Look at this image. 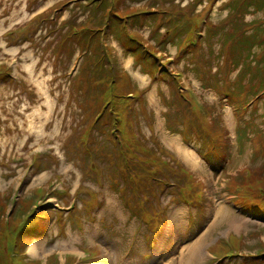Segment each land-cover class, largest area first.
Returning a JSON list of instances; mask_svg holds the SVG:
<instances>
[{
	"label": "rangeland",
	"instance_id": "rangeland-1",
	"mask_svg": "<svg viewBox=\"0 0 264 264\" xmlns=\"http://www.w3.org/2000/svg\"><path fill=\"white\" fill-rule=\"evenodd\" d=\"M85 1L0 0V191L11 192L19 200L50 189V183L56 187L57 180H63L68 190L63 200L55 197L50 202L58 201L60 206L55 207L64 211H58L59 216L48 212L46 230L32 236L26 233L22 242L13 229L0 230V264H75L76 256L70 253L82 248H89L86 254L93 256L76 264H209L211 260L212 264H264V216L236 204L226 191L227 180L238 176L245 178V187L264 183V147L254 152L250 146L254 136L264 138V96L253 102L256 98L247 85L258 47L236 55L227 69L228 54L221 50L223 34H218L217 22L231 7H221L226 0H103L107 8L101 14L79 4ZM256 5L239 10L238 28L263 19L264 0ZM153 8L160 13L146 12ZM41 12L35 28L34 17ZM146 13L150 14L143 17ZM27 24L31 28L22 40L8 43V31ZM97 26L107 33L93 32ZM186 38L188 42L181 46ZM158 61H164L173 75L182 73L180 83L170 87L166 73L156 68ZM10 76H19V83L9 82ZM236 78L241 81L227 84L226 79ZM219 84L227 93L238 92L244 102L233 107L219 94ZM104 86L107 92L115 87L133 97L126 116L120 113L117 96L98 109ZM187 90L194 99L187 97ZM160 93L166 96V108ZM242 105L244 114H237ZM196 108L201 113L190 118L188 111ZM107 116L110 119L103 125ZM171 116L177 119L174 125ZM125 117L138 145L152 146L155 154L170 160L171 167L187 169L202 184L200 205L187 204L182 190L178 195L170 192L176 189L173 178L159 191L158 202L148 201V212L156 203L155 212L167 215L158 235L155 223L161 220L138 217L140 209H125L119 198L120 193L126 197L133 193L140 200L144 196L142 190L134 193L130 184L132 168L125 167L120 174V157L124 162L126 151L106 138V134L124 133ZM188 119L193 125H187ZM203 126L223 130L219 159L209 153L204 138L184 141L188 132L197 133ZM84 127L86 142L80 140ZM34 151L51 154L49 168L34 173L30 167ZM117 181L120 189L115 188ZM19 184L32 189L18 193L13 187ZM84 198L95 199V204L79 224L72 220L80 213L73 217L65 209L74 201L80 209ZM5 203L9 216L15 206ZM40 203L45 206L37 209H45L48 200ZM190 215L192 224H188ZM42 217H34L33 222ZM219 239L227 246L221 248L226 257L212 256L220 250ZM35 243H42L44 249L31 253ZM232 254L237 257H229Z\"/></svg>",
	"mask_w": 264,
	"mask_h": 264
},
{
	"label": "trees",
	"instance_id": "trees-1",
	"mask_svg": "<svg viewBox=\"0 0 264 264\" xmlns=\"http://www.w3.org/2000/svg\"><path fill=\"white\" fill-rule=\"evenodd\" d=\"M98 1L95 4L102 5L101 7L103 9L107 8L106 5L102 4L103 0H90V2ZM231 1V0H230ZM230 1L227 3V6L231 7V11L233 13L230 14L231 11H229V14L226 16L227 19H223L222 22L226 21H231L230 26L225 29L222 33H218L220 35L223 34L225 38H221V50L222 52H225L228 54L227 59H229L231 62L233 61L234 57L236 55H241L243 51L247 49H253L255 46L258 47L257 51H254V55L252 57V60H254V65H251L249 67V70L251 71V75L249 78V81L247 83L249 87V92L251 94H256L259 92L261 88H264V17L263 19L256 23V21H247L246 27L238 28L237 22H236V17L240 13V9H243L244 7H247L250 3H253L255 8L257 7L256 3L257 0H234L233 2L230 3ZM122 2V0H120ZM91 4V3H89ZM249 7V6H248ZM258 8V7H257ZM259 10V9H258ZM262 10L264 11V6L262 7ZM160 13L158 10L154 11ZM130 17V16H129ZM128 17V18H129ZM235 17V19L233 18ZM120 21H124V19H120ZM235 21V22H234ZM236 24V25H235ZM227 25V23H226ZM225 25V26H226ZM224 26V27H225ZM250 30V31H249ZM231 34V35H228ZM248 38L251 40L248 41ZM188 42V38L184 39L183 42L180 44L183 46ZM225 46H228L227 50L224 49ZM181 48V47H180ZM228 63V62H227ZM229 65V64H228ZM164 71L169 78V86H175L178 80L177 77H175L171 72L167 70L165 65H160V67H156ZM228 68V66H227ZM0 68V74L1 72ZM5 75H8L5 74ZM206 80L208 78H205ZM161 80V79H160ZM216 81V79H215ZM241 78H236L233 82H228V85H234L237 82H240ZM213 86L216 88V84L213 82ZM108 89L104 86L103 90L100 92L99 96L102 99V103H107L111 97H120V113L124 116L128 113V108L131 107L133 103V98L130 97H125L122 93L118 92L115 87H112V91L107 92ZM219 92H222V90H219ZM188 98L189 95L186 92ZM162 96L161 100L163 101L166 100L165 94L161 93ZM226 97H228L231 102L235 105L237 104H242L244 102L243 98L239 95L238 92L232 91L231 93L225 94ZM237 113L239 114V111L243 109H236ZM188 111V114H190V118H195L197 115H199L198 112H196V109ZM166 111L163 112V115ZM176 117L171 116L169 118V122L172 123V125L175 124L176 122ZM187 125L191 126L193 125V121L191 119L187 120ZM252 127H254V124H250ZM258 130V129H257ZM223 133V130L216 128V129H210L208 126H203L201 127L200 130L196 133L198 137L204 138L206 141H209L211 138L212 141H217L221 142L222 137L220 134ZM133 143V138H131L130 146H132L134 149H138L136 145H131ZM251 145L254 151H262L264 147V138L262 139V135L254 136L251 141ZM129 146V147H130ZM38 158L34 159L33 164L37 166ZM124 162L122 161L120 157V174L122 169L125 168ZM135 170L141 172L144 170V161L140 160L135 166ZM153 173L154 170L145 167V171L142 172L141 174L144 175L143 177L140 178V180H143L146 185L149 187L150 192L154 190V188L159 185L160 187H163L162 183H158L155 181H152L153 178ZM114 175H118L117 172L113 173ZM257 176L254 174V178ZM245 178L242 176L230 178L227 180V190L230 191L231 193L237 195L236 196V201L242 205L243 207L246 208H256L260 213H264V183L263 186L256 187V186H249L245 187ZM133 193H131L127 198L132 197ZM133 200V198H132ZM4 202L0 196V230H5V229H13L17 235L16 238L19 242H21V239H19V236L21 235L20 233L24 231V225L26 220H28L30 217L36 215L35 209H32V205H26L23 201H19L18 204L15 205L12 213H11V223L7 222V220L4 218V214L6 212V208L3 209ZM75 213H72L74 215ZM262 242L257 243V245H262ZM218 245L220 247V250H218V253L216 255H219L221 253V248L227 247L225 244L221 243L220 241L218 242ZM264 256V252L261 254ZM256 259V257L254 258ZM263 259V258H262ZM264 260V259H263Z\"/></svg>",
	"mask_w": 264,
	"mask_h": 264
},
{
	"label": "bare ground",
	"instance_id": "bare-ground-1",
	"mask_svg": "<svg viewBox=\"0 0 264 264\" xmlns=\"http://www.w3.org/2000/svg\"><path fill=\"white\" fill-rule=\"evenodd\" d=\"M174 192V191H173ZM44 248L42 246V243L38 244V243H35L34 246L30 247V250H31V253H35V252H38V251H42Z\"/></svg>",
	"mask_w": 264,
	"mask_h": 264
}]
</instances>
